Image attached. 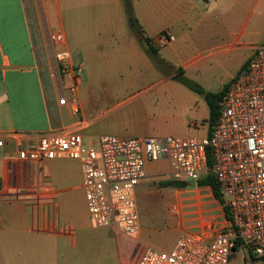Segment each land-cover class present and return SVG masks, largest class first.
Wrapping results in <instances>:
<instances>
[{
	"label": "crops",
	"instance_id": "1",
	"mask_svg": "<svg viewBox=\"0 0 264 264\" xmlns=\"http://www.w3.org/2000/svg\"><path fill=\"white\" fill-rule=\"evenodd\" d=\"M131 2L133 15L141 26L138 30L129 25L123 0H0V132L32 133L76 126L79 131H85L81 133L84 141L89 139L85 143L96 141L103 132L124 137L155 132L150 113L155 101L172 97L169 91L174 69L169 67V75L160 78L164 86L160 91L152 94L153 84L141 90L124 91V97L112 106L108 121L100 126L103 129L93 133L89 131L91 122L82 118L84 112L76 99H61L49 57L48 36L55 32L63 34L64 43L54 44V49L67 50L69 63L78 64L82 69L96 62H109L111 66L117 62L129 66L147 63L149 46L161 53L158 56L163 59L168 52H188L190 44L203 48L200 51L213 48L224 32L264 34V0ZM163 30H168L174 40L159 45L156 38ZM202 58L196 54L179 68L183 70ZM162 67L165 71L168 68ZM117 93L115 87H107L103 95L111 98ZM63 105L72 113L73 105H77V114L81 117L65 127H55ZM197 105L204 107L200 102ZM208 114L199 118L202 123L206 122L203 136L213 130H209ZM0 150V264H134L145 246L138 240L139 220L136 241L117 234L110 227H97L131 243L128 254L120 246L118 250L109 246V253L105 254L104 241L87 235L85 227L77 223L71 212L61 216L58 196L70 191V187H55L46 165L63 155L44 162L39 168L18 159L8 143ZM146 173V179L153 176L147 170ZM191 188L195 190L179 187L182 192L192 193L183 199L191 200L189 205L196 207L190 212L196 214V224L183 229L210 230L227 225L229 219L223 204L211 187ZM177 206L180 213L182 206L180 203ZM79 231L82 235L77 237Z\"/></svg>",
	"mask_w": 264,
	"mask_h": 264
},
{
	"label": "built area",
	"instance_id": "2",
	"mask_svg": "<svg viewBox=\"0 0 264 264\" xmlns=\"http://www.w3.org/2000/svg\"><path fill=\"white\" fill-rule=\"evenodd\" d=\"M51 39L52 44L64 43L60 32L53 33ZM156 40L164 45L174 36L163 30ZM54 56L59 72L72 77L68 86L72 94L82 67L69 63L67 50H56ZM72 111L78 113V106L73 105ZM7 143L18 159L39 168L58 155L79 160L81 187L94 226L110 227L135 241L136 187L147 178L148 162L166 161L169 179L193 180L195 186L211 169L221 196L228 197V224L210 230L182 229L170 250L145 245L134 264H228L237 240L250 248L253 257L264 261V45L255 48L244 69L231 81L209 135L102 134L85 143L79 129L70 126L32 133L0 132V148ZM45 188L50 189L49 185Z\"/></svg>",
	"mask_w": 264,
	"mask_h": 264
},
{
	"label": "rangeland",
	"instance_id": "3",
	"mask_svg": "<svg viewBox=\"0 0 264 264\" xmlns=\"http://www.w3.org/2000/svg\"><path fill=\"white\" fill-rule=\"evenodd\" d=\"M51 36L52 34L48 36L51 50L50 68L58 84V90L60 89L64 100L70 99L69 97L76 99L84 112L82 118L91 122L89 131L93 133H100L98 131L103 129L100 126L108 121L107 116L113 113L112 106L124 97V91L130 90L129 88L134 91L141 90L152 84V89H154L152 94L160 91L164 87L160 78L169 75V67L175 71L183 66L185 60L200 54L203 57L202 60L191 62L188 67L183 68V74L193 80L204 92H217L239 75L241 66L253 55L255 48L264 45V34L256 35L246 32L227 34L224 32L219 37V43L213 48L200 51L203 48H196L197 45L190 44L187 48L188 52H168L165 58L162 57L163 59L158 56L162 64L154 62L150 55H148L147 63H133L130 66L123 62L114 63L113 66L109 62H96L83 67L75 86L78 89L70 94L68 86L72 77L59 72L54 56L56 50ZM157 55L161 56V53ZM163 65L168 67L166 71ZM77 66L78 64L74 65L76 68ZM64 84H68L67 87ZM170 84L172 90L169 92L172 97L167 94V99L160 98L155 101L154 110L150 113L155 132L140 136H203L205 134L203 126L206 122L202 123L199 118L208 114V105L203 94L192 91L175 79ZM107 87H115L118 93L111 98L105 97L103 92ZM197 102L203 104L204 107H198ZM80 117L79 114L69 111L67 105H63L61 118L56 120L54 125L65 127L79 120ZM190 123L196 125H190ZM80 132L85 133L84 130ZM103 134L108 133L103 132ZM85 141L88 142L89 139ZM46 170L55 187L59 189L70 187V191L58 196L61 216L65 217L71 212L77 223L85 227L87 235L90 234L91 237L104 241L105 254L109 253V246H113L114 250H118L120 246L122 251L128 254L131 249L130 240L112 235L108 230L97 229L89 218L84 193L80 188L82 182L80 161L64 156L56 157L47 163ZM146 170L153 176L148 177L136 187V205L141 228L138 240L145 245L169 250L184 226L196 224L194 220L196 214L190 213L196 207L189 205L191 200L183 199L192 193L182 192L183 190H179V187L161 185L160 182L169 179L164 174L167 172L166 161L148 162ZM185 188L188 191L195 190L188 184ZM227 199V196H221L223 203ZM178 203L182 206L180 213L176 210ZM202 208L206 209L207 206H202ZM78 235L82 233L79 231L77 237ZM79 258L78 261H80ZM228 264H264V261L258 259L251 261L248 252L244 248H239L231 253Z\"/></svg>",
	"mask_w": 264,
	"mask_h": 264
},
{
	"label": "trees",
	"instance_id": "4",
	"mask_svg": "<svg viewBox=\"0 0 264 264\" xmlns=\"http://www.w3.org/2000/svg\"><path fill=\"white\" fill-rule=\"evenodd\" d=\"M123 1H124V8H125V12L127 14L129 25L131 26V28H133L135 30L141 29V26L139 25L138 20L133 15L131 0H123ZM147 51L150 54V56L153 58V60H155L158 64H162V60L158 57V55H157L158 53H157L155 48L149 46ZM246 64H247V61L241 66L239 74L244 69ZM172 78L177 80L178 82H180L181 84H183L187 88L191 89L192 91L199 93V94H203V97H204V99L208 105V108H209V114H208L207 122L209 124V130L211 131L214 128V126L217 122V119H218L219 104L225 98L231 81L229 83H227L226 85H224V87L220 91L204 92L203 89L201 87H199L193 80H191L190 78L186 77L183 74V70L181 68L175 69ZM211 164H212V160H211L210 152L208 150V165H209V167L211 166ZM160 183L162 186H173V187H185L188 184V182H186V181H176V180H171V179L163 180ZM197 186H210L212 191H213L214 196L223 204V208H224V211H225L227 218L230 219L228 208H227V206L224 205L223 201L221 200V194L219 191V184H218V182L214 176V173L212 172L211 169H209L205 174H203L197 180ZM239 248H244L248 252V255H249V258L251 261H253L255 259L262 260V258L253 257V255L250 251V248L247 247L245 244H243V242L241 240H237L235 242V245L233 246V251H236Z\"/></svg>",
	"mask_w": 264,
	"mask_h": 264
},
{
	"label": "water",
	"instance_id": "5",
	"mask_svg": "<svg viewBox=\"0 0 264 264\" xmlns=\"http://www.w3.org/2000/svg\"><path fill=\"white\" fill-rule=\"evenodd\" d=\"M188 185H189L190 187H194V186H195V182H194L193 180H189V181H188Z\"/></svg>",
	"mask_w": 264,
	"mask_h": 264
}]
</instances>
